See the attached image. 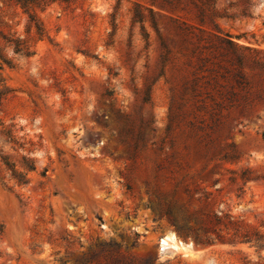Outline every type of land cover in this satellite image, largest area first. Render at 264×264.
Segmentation results:
<instances>
[{
	"label": "rangeland",
	"instance_id": "374dc122",
	"mask_svg": "<svg viewBox=\"0 0 264 264\" xmlns=\"http://www.w3.org/2000/svg\"><path fill=\"white\" fill-rule=\"evenodd\" d=\"M37 15L42 40L0 0V33L29 53L0 42V123L24 144L0 138V156L28 181L0 182V264H75L100 246L151 264H264L248 245L193 242L215 212L264 234V0H78Z\"/></svg>",
	"mask_w": 264,
	"mask_h": 264
},
{
	"label": "trees",
	"instance_id": "16d2710c",
	"mask_svg": "<svg viewBox=\"0 0 264 264\" xmlns=\"http://www.w3.org/2000/svg\"><path fill=\"white\" fill-rule=\"evenodd\" d=\"M7 3L19 7L28 18V32L34 29L35 34L40 40L46 37V33L42 27V24L38 18L37 13L43 12L46 9L52 6H58L64 12H72L76 8L78 0H5ZM89 1V0H82ZM202 18V16H201ZM134 22L142 23L144 18L141 16L135 17ZM151 26L157 32L156 25L151 21ZM221 40V39H220ZM0 42L4 43L6 49H12L13 54L23 55L29 57L28 49L23 46V43L19 40H12L8 37H5L0 33ZM221 42H225L221 40ZM227 46L235 49V45L231 41L226 42ZM161 47L165 50V46L161 43ZM236 50V49H235ZM166 55L161 56V63L166 62ZM237 57V66L238 70L235 72V82L240 84L239 81L243 80V76L240 72L242 66L241 61ZM0 61L6 65H9L10 62L3 53L2 48L0 47ZM205 60L198 59L197 71H202L205 67ZM2 80L0 78V84ZM196 80L192 84V92H195ZM149 90H146V95ZM111 95V94H110ZM109 95V96H110ZM4 95L0 93V100ZM2 99H5L2 98ZM147 99H145V102ZM13 126L6 127L3 123H0V138H4V142L7 144L19 145L20 149H23L24 144H19V139L16 137L15 132L12 130ZM129 133H121L120 141L124 142V136ZM141 140V136H138L137 141H135L133 151H136L138 148V142ZM232 148V147H231ZM222 158L224 160H233L231 153H225ZM22 167L26 172L35 170V163L32 159H29L25 156L22 157ZM252 173L250 170L246 171ZM246 172L242 173L238 179L242 183H247L251 180H257L258 177L250 179L246 176ZM5 173V175H3ZM27 174L18 171L16 165L11 163L6 156H0V182L3 187H7L6 184L9 181H14V183L20 187L27 185L28 181L26 179ZM7 178V179H6ZM237 178L231 179V183H235ZM11 188H8L10 191ZM207 225L203 227L204 235L201 238H194L193 242L196 246L206 248L216 245H248L251 248H254L257 253L264 252V234L256 231L255 229L249 228L247 226H239L237 222H234L233 219L228 215H223L221 212H215L206 215ZM181 231V229H178ZM112 247H103L100 246L98 251L88 252L81 259H76L75 264H151L149 259L145 260H136L132 257L122 255L117 250H111Z\"/></svg>",
	"mask_w": 264,
	"mask_h": 264
},
{
	"label": "bare ground",
	"instance_id": "6f19581e",
	"mask_svg": "<svg viewBox=\"0 0 264 264\" xmlns=\"http://www.w3.org/2000/svg\"><path fill=\"white\" fill-rule=\"evenodd\" d=\"M168 247H169V244L167 243V240L163 239L162 242H161V250L164 251ZM173 247L179 248V246H177V245H173Z\"/></svg>",
	"mask_w": 264,
	"mask_h": 264
},
{
	"label": "water",
	"instance_id": "95a60500",
	"mask_svg": "<svg viewBox=\"0 0 264 264\" xmlns=\"http://www.w3.org/2000/svg\"><path fill=\"white\" fill-rule=\"evenodd\" d=\"M158 245H159V251L162 252V251H161V248H160L161 240L158 242Z\"/></svg>",
	"mask_w": 264,
	"mask_h": 264
}]
</instances>
